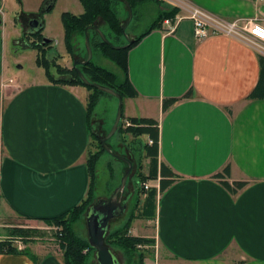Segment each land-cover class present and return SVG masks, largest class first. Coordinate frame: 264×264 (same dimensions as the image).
Returning a JSON list of instances; mask_svg holds the SVG:
<instances>
[{"label": "crops", "instance_id": "obj_1", "mask_svg": "<svg viewBox=\"0 0 264 264\" xmlns=\"http://www.w3.org/2000/svg\"><path fill=\"white\" fill-rule=\"evenodd\" d=\"M47 1H39L41 12ZM185 1L228 21L264 25V0ZM8 3L0 0V25ZM28 11L21 24L32 32L39 15ZM3 44L0 32V243L18 251L0 253V264H65L63 256L12 238L9 230L39 229L40 220L60 217L86 199L97 105L90 123L89 91L80 85L3 80ZM261 56L260 48L234 38L198 41L185 18L174 30L163 23L131 47L125 71L113 62L135 93L123 99V123L147 118L158 125L157 178L146 186L159 191L160 181H174L158 192L154 214L131 228V236L155 240L156 263L264 264V99H247L259 82ZM176 99L164 111L165 101ZM227 166L230 176L217 178ZM223 180L247 186L232 193ZM145 198L141 206L147 207ZM141 220L153 222L155 235L136 231Z\"/></svg>", "mask_w": 264, "mask_h": 264}, {"label": "rangeland", "instance_id": "obj_2", "mask_svg": "<svg viewBox=\"0 0 264 264\" xmlns=\"http://www.w3.org/2000/svg\"><path fill=\"white\" fill-rule=\"evenodd\" d=\"M39 1L40 0H9L5 11V22L0 25V32L4 33V50L2 56L4 71H2V77L5 81L13 79L15 84H24L31 83L37 79L45 80L47 78L45 74V65L51 68L55 77H59L60 75L57 71L63 68L71 69L75 61L83 60L81 62H84L87 60L88 48L86 45V34L79 33L73 37L74 50L71 52L67 44L64 24L66 15L80 16L85 12L83 0H57L52 9L46 13L41 12V9L39 10L41 3H39ZM162 1L163 5L161 6L163 8L168 5L173 6L170 0ZM161 6L151 3L143 6V8L133 10V19L129 27L125 34L122 33L119 37L112 34L104 23L99 26L100 28L101 26L103 27L105 36L113 46L122 47L126 42V37L140 36L150 28L153 21L159 16ZM112 7L121 12V17L125 19L126 23L129 18L127 6L121 1H113ZM28 9L37 10L39 15L38 19L42 21L43 28L37 35H31L32 33L26 26L22 29L21 23L28 17ZM22 31H24L25 34ZM88 35L92 48V63L121 76L118 67L109 59L105 58L101 51L95 47L94 42L96 40L99 41V37L90 30L88 31ZM48 40L49 42L44 44V41ZM88 77L91 78L90 76ZM100 85H102V81ZM80 86L89 91V97L92 93H96L92 88ZM102 86L109 87L104 84ZM98 95L100 100L95 110V116L97 120L96 125L97 123L100 125L96 128L100 129L104 136H108L117 118L119 100L105 92L99 93ZM124 101L126 100H123V106L125 103ZM91 139L90 151L93 153L98 152V142L93 137ZM147 142L148 140H146L145 136L135 138L119 130L106 143L112 152L109 153L106 151L102 153L97 163L96 192L92 205L99 200L109 199L115 189L121 184L123 176L129 166L119 157L126 158L133 163L132 172L123 193V200H127L130 197L129 209L123 217L116 218L111 222L108 235L124 225L131 215L132 210L135 212L136 216L133 222L135 223L139 218L137 215L139 214L141 203L146 196L144 194L145 192L142 193L141 189L143 184L140 182L139 175L143 173V169L148 166L144 151V145ZM147 184L151 185L152 183ZM126 195L129 196L127 197ZM86 213L79 221L75 222L73 228L79 237L87 240ZM40 227L39 233H33L24 241L27 244H40V246H42L41 248L47 251L48 254L64 257L65 252L62 246L64 241L62 234L59 233L60 228L57 226L51 227L44 223H42ZM134 227L138 232H144L145 230V232H150L155 235L153 222L148 224L145 220H141V222L137 223ZM129 234H132L131 229ZM108 246L121 264H138V256L136 254L132 258L126 254L124 249L116 244H108ZM157 251L158 250L155 249L154 253L147 256L145 264H155ZM83 254L87 256L86 264H98L95 251L85 249Z\"/></svg>", "mask_w": 264, "mask_h": 264}, {"label": "trees", "instance_id": "obj_3", "mask_svg": "<svg viewBox=\"0 0 264 264\" xmlns=\"http://www.w3.org/2000/svg\"><path fill=\"white\" fill-rule=\"evenodd\" d=\"M113 1L120 0H83V5L85 7V12L80 16H72L66 15L64 24L66 30V38L69 50L71 52L74 50L73 37L77 34H85L86 29L89 26H99L102 23L107 25L108 29L114 34L116 37H119L122 34V24L125 23V19H121L119 16V11L112 7ZM133 10L138 9L139 7H143L147 4L154 3L155 5H163L162 0H127ZM122 2V1H121ZM162 7V6H161ZM167 8V9H166ZM128 11V9H127ZM180 13V9L175 6L168 5L164 10H161L159 16L152 23L150 28L144 32L134 44L138 43L144 36H146L149 32L160 28L165 20L169 19L172 22L175 21L177 15ZM42 28L38 31H35L32 35H37L40 33ZM95 47L98 48L105 58L111 60L119 67L122 68L123 71L126 69V54L128 49H113L111 46L107 45L105 42L99 41L94 42ZM260 78L256 88L252 91V93L248 96V100H261L264 99V56L260 57ZM84 75L87 79L92 83H101L102 85L109 86L114 89L124 98L130 96H135V93H130V85L127 80L121 81L119 76L115 73L97 66L92 62L87 66L80 67ZM59 73V77H55L52 73L51 68L45 65V74L47 78L54 83H62L67 85H82L88 88H92L96 91V93H92L89 97L88 101V118L90 123L92 121L93 113L95 107L98 103L99 93H103L95 89L92 86H86L79 74L74 69H66L63 68ZM88 74V75H87ZM67 76V77H63ZM90 76L91 78H89ZM99 83V84H100ZM191 93L187 94L186 98H189ZM179 100H167L164 103V111H167L171 106L175 105ZM124 116H122V121L119 125L118 131H122V133L132 135L136 138L141 136H148L149 140L152 141V144H145L144 151L145 157L150 160V171L148 176H145L143 173H140V182L143 184L142 193L146 195L145 201L146 206H141L139 210V214L137 217H145L146 214L152 216L154 214L155 209V201L159 191L164 192L169 186H171L174 181L173 180H162L160 181V189L159 191L156 188H148L146 189V183L149 180H154L157 178V163H158V148H159V137H158V125L157 122L153 119L147 118H131L129 120L130 126L124 127ZM95 125V126H94ZM90 124V132L92 137L98 142V152L93 153L89 150L87 155V166L89 172V190L86 199L77 207L72 209L71 211L65 213L64 215L53 218V219H42L40 220L46 225L51 227L57 226L60 228V234H62L63 241L62 243L63 250L65 252L63 260L65 264H86L87 256L83 254L85 249L93 250L88 240L79 237L74 231L75 222L79 221L85 215L89 207L92 205V202L95 198L96 192V167L97 163L101 157V154L106 152L104 149L101 140L99 138L100 135H103L100 129L96 128L100 124ZM104 136V135H103ZM230 166H227L223 174L218 175L217 178H226L230 176ZM223 185L232 193H237L238 190L243 189L247 186L246 182H235L231 185L229 182L223 180ZM127 197L129 195H126ZM126 197V198H127ZM139 197V196H138ZM137 197V200H138ZM135 212L131 211V215L128 220L122 225L120 228L116 229L114 232L110 233L106 239V243L108 244H116L125 250L126 254L133 256L136 254L138 256V264H145V260L148 255L154 253V248L152 246L155 245V240L148 238H140L133 237L129 234L130 229L132 227V223L135 220ZM10 236L12 238L22 237L26 240L33 233H39V229L37 228H20L14 227L10 230ZM18 251L14 245L9 243H0V253H12ZM22 252V251H21Z\"/></svg>", "mask_w": 264, "mask_h": 264}, {"label": "water", "instance_id": "obj_4", "mask_svg": "<svg viewBox=\"0 0 264 264\" xmlns=\"http://www.w3.org/2000/svg\"><path fill=\"white\" fill-rule=\"evenodd\" d=\"M122 1L128 8L129 11V18L125 25L122 27L123 33L126 32V28L129 26L133 19V9L129 2L127 0H120ZM54 0H48L42 9L43 13L49 12L53 7ZM32 31L40 30L43 28V24L39 22V20L35 19L30 23ZM89 30H95L99 33L101 39L107 43L108 45H111L112 48L120 50V49H128L131 47L134 42L136 41V38L129 39L126 37L128 44L124 45L122 47H115L111 44V42L105 37L104 33L101 31V29L98 26H89L85 33H86V45L88 48V58L86 61H75L74 67L77 69V72L79 74V77L83 81V83L86 86H92L95 89L105 92L119 100V109L117 118L115 121V124L113 126L112 131L108 136L100 135V140L105 148L106 151L111 153L112 151L107 146V141L114 136V134L118 131L119 125L122 121L123 116V97L120 93L115 91L114 89L110 87L102 86L98 83H92L90 82L87 77L83 74V72L78 69V66H85L88 65L92 60V48L90 43V37L88 35ZM49 42L44 41V44ZM124 162L128 164V170L126 171L125 175L123 176V179L121 181V184L115 189L112 196L107 200H99L97 203L91 205L86 213V223H87V233H88V242L90 246L95 249L96 252V260L98 264H121L119 260L117 259L116 255L112 252L111 248L106 244V239L108 237L109 233V227L111 225V222L116 218H121L126 213V211L129 209V199L123 200V193L126 189L127 181L130 178L133 163L129 161L126 158L119 157Z\"/></svg>", "mask_w": 264, "mask_h": 264}, {"label": "built area", "instance_id": "obj_5", "mask_svg": "<svg viewBox=\"0 0 264 264\" xmlns=\"http://www.w3.org/2000/svg\"><path fill=\"white\" fill-rule=\"evenodd\" d=\"M170 1L173 6L186 13V15L178 14L173 25L171 20H165L164 23L171 26V30H174L181 20L188 18L193 21L194 35L198 41L216 36H225L260 48L264 52V25L258 19L240 18L228 21L201 7L187 3L185 0ZM10 83H13V81L11 80ZM130 125L129 121L125 123V127ZM19 248L24 249L21 246ZM155 264L158 263L155 262Z\"/></svg>", "mask_w": 264, "mask_h": 264}, {"label": "flooded vegetation", "instance_id": "obj_6", "mask_svg": "<svg viewBox=\"0 0 264 264\" xmlns=\"http://www.w3.org/2000/svg\"><path fill=\"white\" fill-rule=\"evenodd\" d=\"M128 14H129V11H128ZM127 22V21H126ZM125 25V23H123L122 24V27ZM129 27V26H128ZM127 27V28H128ZM99 28H100V26H99ZM127 28H126V30H127ZM101 31L103 32V27L101 26ZM32 31V30H31ZM36 30H34V31H32L31 33L33 34L34 32H35ZM90 31H92V32H94L98 37H99V39L102 41V42H104L102 39H101V37H100V35H99V33L97 32V31H95V30H90ZM104 33V32H103ZM122 33H123V31H122ZM31 34V35H32ZM86 34V33H85ZM123 34H125V33H123ZM105 35V34H104ZM96 36V37H97ZM106 37V36H105ZM107 38V37H106ZM133 38H136V40H137V36H131L129 39H133ZM108 39V38H107ZM109 40V39H108ZM107 44V43H106ZM128 44V42H127V39H126V42H125V44L124 45H127ZM108 45V44H107ZM110 46V45H109ZM93 56V55H92ZM88 58V57H87ZM81 61H83V60H81ZM91 62H92V60H91ZM90 62V63H91ZM85 66H87V65H85ZM80 67H83V66H78V69H80L81 70V68ZM103 68V67H102ZM71 69H74V70H76L77 71V69L73 66ZM82 71V70H81ZM78 73V72H77ZM84 74V73H83Z\"/></svg>", "mask_w": 264, "mask_h": 264}]
</instances>
